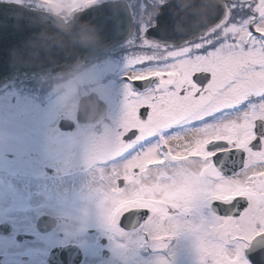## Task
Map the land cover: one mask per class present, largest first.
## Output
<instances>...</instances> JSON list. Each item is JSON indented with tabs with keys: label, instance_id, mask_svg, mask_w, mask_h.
<instances>
[{
	"label": "snow or ice",
	"instance_id": "snow-or-ice-1",
	"mask_svg": "<svg viewBox=\"0 0 264 264\" xmlns=\"http://www.w3.org/2000/svg\"><path fill=\"white\" fill-rule=\"evenodd\" d=\"M43 2L71 15L93 0ZM199 8L206 26L197 39L155 41L145 28L129 57L116 216L148 210L155 241L186 230L197 234L204 264H250L244 250L264 236V0H201ZM158 32L173 35L166 23ZM237 153L240 168L230 163ZM242 200L237 214L199 224L174 215Z\"/></svg>",
	"mask_w": 264,
	"mask_h": 264
},
{
	"label": "flooded vegetation",
	"instance_id": "flooded-vegetation-1",
	"mask_svg": "<svg viewBox=\"0 0 264 264\" xmlns=\"http://www.w3.org/2000/svg\"><path fill=\"white\" fill-rule=\"evenodd\" d=\"M15 1L32 5L35 0ZM125 1L135 21L131 36L81 64L69 75L71 79H50L45 88L41 84L30 105L36 108L33 117L26 112L31 97L22 95L20 106L25 114L19 126H5L0 132V176L14 179L5 191L7 202L0 206V264H204L196 233L184 230L163 242L155 241L150 211L135 227H125L116 216L120 203L106 215L116 174L124 169V161L117 157L127 103L129 57L140 44L138 36L155 24L163 5L161 0ZM81 87L87 89L70 93ZM50 90L53 93H48ZM92 92L103 107L102 114L92 122H81L77 117L79 100ZM13 108V97L0 96V115L7 122L15 115ZM65 121L77 126L68 129ZM10 139L14 140L9 149L3 150ZM81 169L93 170L89 189L74 176ZM242 207H247L246 200L229 206L231 213L221 214L208 201L188 213L174 215L199 224L216 215L237 214ZM130 220L128 224H133ZM245 250V258L253 264ZM261 257L264 261V254Z\"/></svg>",
	"mask_w": 264,
	"mask_h": 264
},
{
	"label": "water",
	"instance_id": "water-1",
	"mask_svg": "<svg viewBox=\"0 0 264 264\" xmlns=\"http://www.w3.org/2000/svg\"><path fill=\"white\" fill-rule=\"evenodd\" d=\"M204 2L215 3L216 0ZM200 3L201 0L164 3L156 16V24L148 28L154 40L179 45L197 39L206 26ZM164 23L171 27L173 35H160L158 29ZM134 26L125 0L86 5L72 13L70 19L50 10L0 0V86L14 79H29L47 72L70 73L80 63L102 56L128 39ZM95 97V92L81 97L77 111L80 121L91 122L101 116L103 107ZM64 127L75 129L76 125L66 123ZM236 156L234 167L240 168L243 158L240 153ZM214 208L221 214L231 213L229 206L214 203ZM146 215L147 210L131 211L122 216L121 221L125 227H135ZM130 219L134 220L133 224H128L132 223ZM246 254L254 264H264L261 259L263 236L250 243Z\"/></svg>",
	"mask_w": 264,
	"mask_h": 264
},
{
	"label": "rangeland",
	"instance_id": "rangeland-1",
	"mask_svg": "<svg viewBox=\"0 0 264 264\" xmlns=\"http://www.w3.org/2000/svg\"><path fill=\"white\" fill-rule=\"evenodd\" d=\"M32 3L38 9H41V10H52V9L48 8L44 4L43 0H35V1H32ZM124 62H126V61H124ZM81 78H83V77H81ZM42 81H46V79L41 80L40 82L42 83ZM38 84H39V81H37V80H34L32 82H29V83H20V84H15L14 83V84H11L6 89H3V91L0 92V96L4 95V96L7 97V99H10V98L13 97V99L16 102V108L12 109L13 111H15V115L12 118H10V120L8 122L6 121V117L5 116L0 115V132L2 131V129L5 126L8 127V128L16 127V126L18 127L19 126V122H20L19 119H20L21 116L23 117L24 114H25L24 109L21 108V106H20L21 100H22L21 99L22 95H24V96L26 95V96L31 97L30 100H29L31 103L30 102L28 103L29 107L26 109V112H28V116L29 117H33L34 116V113H31V112L35 111L36 108H35V106L30 107V105L34 101V98L36 97V95L39 94V92H38V89H39ZM81 89L86 90L87 87L75 88L70 93L73 94V92H74V94H77ZM48 93H53V92H51V90H50V91H48ZM68 103H70L72 105L71 101H68ZM1 111H2V109H1ZM11 137H13V136H11ZM6 138L9 139V137H6ZM13 140L14 139L7 140L5 142V146H4L3 150L9 149V146L12 144ZM116 160H117V158H116ZM92 175H93V170H89V169H81L80 171H75V174H74V176H75V178L77 180H79V178H81V181H82L84 186H87V182L89 180H91ZM12 181H14V179H10V180L7 179L6 180L2 176H0V206H3L5 204V202H7V197H6L5 191H9L10 190V188L8 186V182H12ZM87 188L89 189L90 185H88ZM115 203H118L116 196L114 195V193L113 194H109L108 195L107 210H106L107 217L110 214V212L112 210V207L115 205Z\"/></svg>",
	"mask_w": 264,
	"mask_h": 264
},
{
	"label": "bare ground",
	"instance_id": "bare-ground-1",
	"mask_svg": "<svg viewBox=\"0 0 264 264\" xmlns=\"http://www.w3.org/2000/svg\"><path fill=\"white\" fill-rule=\"evenodd\" d=\"M173 143H179V141H174Z\"/></svg>",
	"mask_w": 264,
	"mask_h": 264
},
{
	"label": "clouds",
	"instance_id": "clouds-1",
	"mask_svg": "<svg viewBox=\"0 0 264 264\" xmlns=\"http://www.w3.org/2000/svg\"><path fill=\"white\" fill-rule=\"evenodd\" d=\"M165 2V0H161V3H164Z\"/></svg>",
	"mask_w": 264,
	"mask_h": 264
}]
</instances>
